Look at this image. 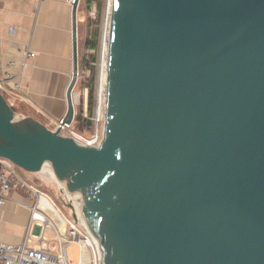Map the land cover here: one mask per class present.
<instances>
[{
	"label": "water",
	"instance_id": "95a60500",
	"mask_svg": "<svg viewBox=\"0 0 264 264\" xmlns=\"http://www.w3.org/2000/svg\"><path fill=\"white\" fill-rule=\"evenodd\" d=\"M107 39L99 145L0 91V157L83 193L98 264H264V0H111Z\"/></svg>",
	"mask_w": 264,
	"mask_h": 264
},
{
	"label": "crops",
	"instance_id": "0c3cea01",
	"mask_svg": "<svg viewBox=\"0 0 264 264\" xmlns=\"http://www.w3.org/2000/svg\"><path fill=\"white\" fill-rule=\"evenodd\" d=\"M77 12L76 6L73 22L67 0H0V75L6 63L13 60L20 85L5 99L16 107V114L30 116L49 129L67 112L66 90L80 32L81 16ZM29 52L34 55L26 57ZM31 201L24 190H11L0 206L1 241L18 244L24 240ZM57 246L56 240L49 244L53 249Z\"/></svg>",
	"mask_w": 264,
	"mask_h": 264
},
{
	"label": "built area",
	"instance_id": "2783aa9c",
	"mask_svg": "<svg viewBox=\"0 0 264 264\" xmlns=\"http://www.w3.org/2000/svg\"><path fill=\"white\" fill-rule=\"evenodd\" d=\"M67 1L71 7L75 4V0ZM25 55L26 57H32L34 53L29 52ZM14 65L15 62L9 60L1 71L0 91L4 98L6 94L15 92L20 86L17 80V74L13 71ZM21 66L23 68L26 66L25 61L21 63ZM71 98L74 106L75 94H73V90L71 92ZM98 100L97 114L94 117V130L88 138H79L78 135L72 133L69 130L72 121L69 124L63 123L62 120L64 117L56 122L54 128L59 126L61 134L90 146H98L103 134L102 131L101 136H99L97 125L100 121V112L104 118V96L102 100L100 97ZM9 105L11 106V104ZM16 188L24 190L27 197L33 199L27 205L30 213L29 228L21 243L10 244L0 240V264H71L68 260L66 245L72 241H77L80 246V261L78 264H81L82 262L84 248L94 254V250L91 249V244L88 242V233L77 221L75 210V218L71 217L67 226V233L60 234V231L53 225L52 220L43 211V209L52 206L51 202L42 196L37 188L31 185L28 177L25 175V171L23 172V170L16 167L8 159L0 157V206H2L9 198L11 190ZM62 198L64 202H72V199L69 198L67 193H64ZM54 212L58 215L55 209ZM59 218L64 222L61 216H59ZM51 228L55 230L54 240L58 241L56 249L42 245V242L45 239V233L49 232ZM77 228L79 231H77ZM36 230L37 232H35ZM88 264H91V260ZM94 264H98V258Z\"/></svg>",
	"mask_w": 264,
	"mask_h": 264
},
{
	"label": "rangeland",
	"instance_id": "374dc122",
	"mask_svg": "<svg viewBox=\"0 0 264 264\" xmlns=\"http://www.w3.org/2000/svg\"><path fill=\"white\" fill-rule=\"evenodd\" d=\"M76 6L78 10L77 16L79 14L81 18L79 24L80 32L76 47L77 77L73 88V94H75L74 114L69 130L75 135H78L79 138H88L94 130V117L97 114L101 75L105 67L102 55L103 44L101 42L106 29L108 0H77ZM86 42H89L90 46L94 45V48L91 49L87 46ZM90 90H92L93 102L91 105L92 129L89 132L83 119L89 116ZM13 110L16 111V107H13ZM103 121L104 118L100 112V121L97 125L99 136H101L103 131ZM25 175L28 177L31 185L37 188L40 194L51 202L57 214L63 218L64 228H61L60 220L56 214L48 208L43 209L45 214L52 220L53 225L60 231V234H66L67 226L75 210L74 203L63 201L62 195L64 196V193L58 186L50 170L44 173L25 172ZM68 205L72 208H69ZM77 231H79L78 228ZM35 232H37V230ZM54 236L55 230L51 228L49 232L45 233V239L42 245L49 246V244L55 242ZM66 246L69 262L71 264H78L80 261V246L78 242L72 241L67 243ZM91 254V264H94V262L97 261V257L93 252H91ZM88 263V258H84L81 262V264Z\"/></svg>",
	"mask_w": 264,
	"mask_h": 264
},
{
	"label": "bare ground",
	"instance_id": "6f19581e",
	"mask_svg": "<svg viewBox=\"0 0 264 264\" xmlns=\"http://www.w3.org/2000/svg\"><path fill=\"white\" fill-rule=\"evenodd\" d=\"M110 8H111V0H108V10H107V22H106V29L105 32L103 34V39H102V49H103V62H105V66H106V51H107V41H108V27H109V20H110ZM101 55V56H102ZM103 65V64H102ZM101 65V66H102ZM105 84H106V68H103L102 71V75H101V83H100V89H99V97L102 100V97L104 96V90H105ZM102 105V104H101ZM102 108V107H101ZM104 109V108H103ZM46 166V170H50L53 174V176L55 177V180L57 181L58 186L60 187V189H62L65 193H67V195L69 196V198L72 199V202L74 203V207H75V213H76V218L77 221L81 224V226H83L87 233H88V229H87V219H86V201H85V197L83 195V193L81 191H77V192H72L69 191L65 185L63 184V182L61 181L59 175L56 172L54 163L51 160H48L45 164ZM71 193V194H70ZM50 210H52L54 212V209L52 208V206H49ZM55 213V212H54ZM58 218L59 216L56 215ZM60 220V226L61 228H64V222L59 218ZM91 244V243H90ZM91 252L88 251L86 248H84L83 251V257L82 260L84 258H88V260H91Z\"/></svg>",
	"mask_w": 264,
	"mask_h": 264
},
{
	"label": "trees",
	"instance_id": "16d2710c",
	"mask_svg": "<svg viewBox=\"0 0 264 264\" xmlns=\"http://www.w3.org/2000/svg\"><path fill=\"white\" fill-rule=\"evenodd\" d=\"M87 43V46H89L91 49H93L94 48V45H91L90 46V44H89V42H86ZM89 108H88V114H89V116L86 118V119H83V121H84V124L86 125V127L88 128V130H89V132L91 131V129H92V121H91V112H92V107H91V105H92V90H90V96H89Z\"/></svg>",
	"mask_w": 264,
	"mask_h": 264
}]
</instances>
